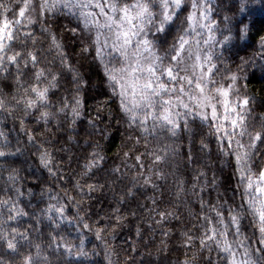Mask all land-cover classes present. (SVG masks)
I'll return each mask as SVG.
<instances>
[{"label":"snow or ice","instance_id":"6c2138e0","mask_svg":"<svg viewBox=\"0 0 264 264\" xmlns=\"http://www.w3.org/2000/svg\"><path fill=\"white\" fill-rule=\"evenodd\" d=\"M250 3L252 0H235V13L244 12ZM260 3L264 4V0ZM64 9L72 11L75 16V27L66 31L72 34L67 40L79 42L78 52L65 51L70 47L69 43L65 36L53 30L54 25L66 28L57 24L55 19ZM216 15V0H12L11 4L0 0V111L14 115L9 105L21 108L20 127L26 131L27 143L36 149L40 166L49 176L60 179L63 166L56 164L52 152L37 142L36 135L27 132L24 118H32L35 110L39 113L37 121H43L41 127L48 134L59 133L63 137L66 132H76L77 122L84 118L81 93L89 81L84 79L72 59L79 57L77 63H81L91 57V65L102 72L101 80L110 92L105 93L104 100L97 102V115L88 119L84 128L86 135L93 139L85 140L87 148L82 150L83 170L76 174L88 179L95 177L97 172L108 177L117 173L127 177L133 168L144 169L129 179L137 191L148 184L153 190H158L161 185L155 181L166 183L172 176L179 195L185 181L176 172L164 171L162 166H167L173 157L179 156L186 169L187 165L200 159L195 150L197 137H200L199 153L206 150L210 153L206 140L213 136L217 151L235 159L234 173L239 176L237 189H242L241 201L227 209V223L224 212L219 210L223 208L222 204L209 206V212L215 213V220L207 213L202 219L196 214L203 232L198 237L183 232L184 243L194 246V240L199 239L200 249L209 252L214 245L217 251L215 264H257L252 257L258 252L261 254L259 258L264 260V247L245 245L244 239H251L249 237L230 242L228 236L241 237L242 228L252 227V238L264 245V167L254 163L257 158L264 163V111H255L256 97L247 94L246 85L237 87L239 81L247 77L249 59L240 58L235 72L228 66L223 71L219 67L223 57L221 46L232 40L233 31L243 39L250 25L243 20L234 24L233 17L227 15L218 22L214 18ZM37 24L40 26L39 35L35 30ZM225 32L229 34L225 35ZM259 46L261 51L256 55L264 60V35L259 36ZM259 68L264 72V63ZM69 74L70 79L67 78ZM9 78L14 82L16 95L9 96L13 87ZM5 89L9 91L5 92ZM58 93L62 95L55 101L58 105L55 110L41 111L53 107L50 97ZM105 111L109 121L126 125L124 131L127 136L123 137L122 148L129 144L131 147L123 152L122 161L127 172L115 166L109 171L101 163L107 164L105 149L95 136L97 124L104 123L100 116ZM53 121L56 133L47 128ZM205 126L207 133L204 132ZM112 127L109 122L105 128L99 129L101 140L107 138L106 131ZM0 138V160L9 161L11 157L22 154L20 147H16L14 152L10 149L11 142L3 131H0ZM71 140L73 137L69 135L67 140L59 142L67 145ZM185 141L186 153L183 152ZM44 143L52 141L45 140ZM141 146L143 152H140ZM129 159L133 161L130 166L127 163ZM79 160L80 154L75 157L69 155L66 163L71 165L75 161L79 167ZM194 171L197 174L192 177L196 181L192 184L193 191L198 186L203 191L199 177L206 174L202 169ZM71 179L70 175L69 181ZM9 180L12 182L10 188H0V192L5 193L0 198V264H5L3 256L18 257L16 264H52L44 255L45 249L41 244L31 238L32 233L38 231V224H43L39 229L41 234L44 229L49 230L47 248L52 250V256L86 257L87 233L94 234L97 240H104L105 234H109L108 225L121 226L125 219L119 215L120 209L114 208L107 224L103 219L85 222L89 217L80 215V201L74 202L76 213L70 217L67 215L68 205L60 203L59 195L53 196L51 190H48L49 200L55 203H48L38 212L37 206L29 203L25 206L29 208L26 211L20 206L24 192L22 186H17L20 177L16 169H11ZM141 180L143 184H140ZM212 183L215 184V176ZM74 187L84 191L79 179ZM97 187L100 185H87L89 192ZM9 192L14 195H8ZM29 195H34L31 189ZM125 195L133 196L132 189H127ZM149 199L154 206L150 213L156 212L163 200ZM122 202L123 199L117 201ZM205 203L200 200L201 209ZM157 215L160 217L155 221L157 224H163L169 218L179 220L175 212L168 209L159 211ZM23 218L32 220V223L24 226ZM246 219L249 220L247 225L244 224ZM63 221L75 224V230L80 233L76 238L78 242L59 234ZM137 235H142L139 229ZM164 235L167 236L168 232ZM32 248L36 249L34 253ZM67 264L74 262L68 261ZM183 264H192V261L185 259Z\"/></svg>","mask_w":264,"mask_h":264},{"label":"trees","instance_id":"16d2710c","mask_svg":"<svg viewBox=\"0 0 264 264\" xmlns=\"http://www.w3.org/2000/svg\"><path fill=\"white\" fill-rule=\"evenodd\" d=\"M4 3L11 4L12 0H3ZM235 0H216L217 15L214 17L219 22L224 16H232L233 23L243 20L250 25V30L243 39L237 37L235 31H233L232 40L221 46L220 50L223 52L222 62L219 63L221 71L225 66L231 68L233 72L236 71V65L240 64V58L249 59L250 63L247 68V77L242 78L239 81L240 85L247 86V94L256 97V109L255 111H264V72L260 71L259 65L264 63L259 55H256L261 51L259 46V36L264 35V4L260 3V0H252V3L248 4V11L235 13L233 3ZM235 13V14H234ZM57 24L65 25V29H61L56 25L53 26V30L60 32L62 36H65L66 41L70 47L65 51H79L80 44L76 40H67L71 37V33L66 29L69 27H75V16L72 11L64 9L62 13L58 14L55 18ZM72 21V23H69ZM39 24L35 26L37 35H39ZM66 34V35H65ZM225 35L229 33L225 32ZM219 35V34H218ZM47 47V44L44 45ZM49 59L51 57L49 56ZM79 57L72 59V63L79 68L80 72L84 75V79L89 81L84 86V91L81 93L84 98V118L77 122L76 132H66L63 137L56 133V129L53 124L47 126L51 128L55 135L47 133L43 125V121H37L36 117L38 112L33 110L32 118H24V124L27 132L32 133L38 137V143L44 144L49 151L55 157L57 165H62V170L59 173L60 179L49 176L47 171L40 166L38 159V152L30 144L27 143V134L25 130H21L20 117L23 115L21 108H16L14 105H9L10 109L14 110V115H9L7 112L0 111V131H3L8 137L10 143V149L14 152L16 147H20L22 154H17L11 157L9 161L0 160V188L12 186V182L9 180V173L11 169H16L20 182L17 185L21 187L24 192V196L21 198V207H25L27 204H31L36 207V211L39 208H45L48 203L55 201L49 200V191L53 196L59 195L60 203L68 205L67 215L73 217L76 213V208L73 206L75 201H80V207L82 211L80 215H87L89 219L85 222L94 223L103 219L107 224V219L112 216L113 209L119 208V215L125 219L121 226H115L114 224L108 225L109 234H105L104 240H97L95 235L87 233L85 250L88 252L86 257L84 256H52L51 249L47 248V232L48 229H44V233L41 234L39 229L43 227V224L36 225L37 232L32 233L31 238L40 243L41 247L45 249L44 255L52 262V264H67L68 261H73L74 264H183L185 259L192 261V264H215L217 259V251L215 246H212V251L207 249H200L199 239L194 240V246L186 245L184 243L185 237L183 232H189V235L198 237L203 228H200L196 220V214H199L201 219L205 213L213 217L215 220V213L209 212V206L223 205V208L219 209L225 214V222L227 223V209L234 204H238L241 201L242 189H237V183L239 181L238 174L234 173L235 159L229 157L219 151H217L216 139L213 136H208L206 142L209 144L211 152L207 150L204 153H199V139L197 137V143L195 150L199 154L200 159L195 163L187 165L185 169V163L182 157H173L167 166H162L166 172H176L178 177H182L185 181L183 185V191L177 195L176 180L169 176L167 182L162 180H156L155 182L161 187L158 190H153L152 185L148 184L137 191L129 179L136 176L137 171H144V169L133 168L131 173L127 177H122L120 173L115 174L112 177L105 176L103 172H97L95 177L81 178L76 173L83 170L84 157L82 150L87 148L85 145L86 139H93L92 136L86 135L84 128L87 125L88 119L95 118L97 115L96 107L97 102L106 98L105 93H109L110 89L102 82V72H98L93 65H91V57L88 61H81L77 63ZM59 62L56 61V64ZM253 63L256 65L253 67ZM81 64L83 66H81ZM70 79V74L67 77ZM9 83L13 85L9 94L16 95L15 85L11 78ZM5 89V92H8ZM62 93H58L57 96L50 97V100L54 102L53 107L49 109H41V111L48 110L54 111L55 101L59 99ZM116 105L113 104L112 108L115 109ZM100 119L104 121L103 124H97V135L95 139L98 140L105 149L107 164L102 165L104 168L111 169V167H120L122 172H127L124 167L122 156L124 151H128L131 145H127L122 148L123 137L127 136L124 129L126 125H116L115 120L109 121L108 113L105 111L101 114ZM113 125L112 128H108L106 131V139H100L99 129L105 128L108 123ZM199 123V120H197ZM118 129V130H117ZM89 131H92L89 129ZM207 126L204 127V132L207 133ZM79 133V135H77ZM71 135L73 140L68 141L67 145L60 143V140H67V137ZM2 139V138H0ZM45 140L52 141V143H44ZM30 149V151L25 150ZM61 149H65L61 151ZM91 151V149H88ZM144 149L141 146L140 152ZM183 152H187V143L185 141L183 145ZM80 154L79 167L75 161L69 165L66 163L68 156H76ZM130 166L133 161L129 159L127 161ZM254 163H260L264 167V163L260 158H257ZM194 169H202L206 175L199 177V185L193 191L192 184L196 181L192 180V177L196 175ZM255 171V168L253 169ZM72 176L69 181V176ZM213 176H215V184L212 183ZM37 177L40 179L37 180ZM119 177V178H118ZM84 186V191L75 188L77 180ZM47 183H42V181ZM205 181L207 183L205 184ZM88 184H98L94 191L89 192L87 189ZM143 184V180L140 181ZM139 187V185H137ZM131 188L133 196H126V190ZM29 189L32 190L34 195H29ZM43 189V191H42ZM8 195H14L9 192ZM5 196L4 192H0V198ZM73 198L69 200L68 198ZM157 201L163 200V203L156 208V212L150 213V209L153 208L152 199ZM123 199L124 202L117 203L118 200ZM203 199L206 203L204 208L201 209L200 200ZM227 202V203H225ZM165 209L175 212L179 220L169 218L168 221L163 224H157L155 221L160 217L157 215L159 211ZM28 211L29 208L25 207ZM135 215H132V213ZM114 220V216L112 217ZM32 223V220L23 218L24 226ZM47 221H44L46 224ZM249 220H244V224L247 225ZM62 229L60 235L66 236L68 239L76 241V238L80 235L75 230V224L68 221L62 222ZM193 225H196L194 228ZM15 226V225H13ZM98 227H104V225L97 224ZM137 229L140 230V236L137 235ZM234 230V229H232ZM230 230V231H232ZM164 232H168L165 236ZM252 227L242 228L241 237H233L231 234L228 236L229 241L234 239H244L249 237L251 239H244L245 245L251 244L252 248H261L264 245H260L256 242L255 238H252ZM114 236V238H113ZM258 236V232H257ZM198 249H200L198 251ZM34 253L35 248L31 249ZM195 253V256H193ZM260 253H256L252 258L256 260L257 264H264V260L260 259ZM5 264H16L17 258L10 256L2 257Z\"/></svg>","mask_w":264,"mask_h":264}]
</instances>
